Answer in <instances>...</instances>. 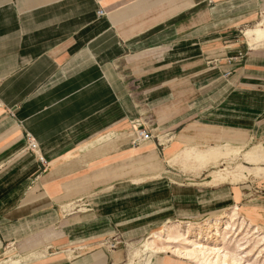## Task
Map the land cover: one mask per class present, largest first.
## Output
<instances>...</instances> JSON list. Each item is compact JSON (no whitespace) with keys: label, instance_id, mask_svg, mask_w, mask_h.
<instances>
[{"label":"crops","instance_id":"0c3cea01","mask_svg":"<svg viewBox=\"0 0 264 264\" xmlns=\"http://www.w3.org/2000/svg\"><path fill=\"white\" fill-rule=\"evenodd\" d=\"M256 27L264 0H0V258L124 264L165 226L232 207L264 233V176L210 183L264 144ZM137 127L152 139L134 143ZM221 147L239 150L181 169L198 167L183 152Z\"/></svg>","mask_w":264,"mask_h":264},{"label":"bare ground","instance_id":"6f19581e","mask_svg":"<svg viewBox=\"0 0 264 264\" xmlns=\"http://www.w3.org/2000/svg\"><path fill=\"white\" fill-rule=\"evenodd\" d=\"M244 39L251 47L260 44L264 40V28L256 27L245 30ZM238 150L233 147L193 148L183 152L181 156L191 159L198 168H202L210 163L216 164L220 158H230ZM243 158L254 166L231 165L228 163L227 166L211 173L212 180L210 183L238 182L250 175L264 176V166L259 164L264 162V152L250 150L243 154ZM239 220L237 208L232 207L223 215L210 218L202 223H187L184 225L173 223L165 226L159 233L150 236L146 240L144 250L152 253L170 251L197 264H253L245 261V253L247 255L249 251H244L245 244L241 241L249 242L252 237L258 238L260 233H258V229L250 231V225H247L242 219ZM208 239L209 241L219 242L221 246L209 245L205 242ZM262 241H264V236L254 241V247L260 245L252 256L256 255L258 258L264 252ZM226 243H233L234 247L228 250ZM3 263L0 262V264Z\"/></svg>","mask_w":264,"mask_h":264},{"label":"rangeland","instance_id":"374dc122","mask_svg":"<svg viewBox=\"0 0 264 264\" xmlns=\"http://www.w3.org/2000/svg\"><path fill=\"white\" fill-rule=\"evenodd\" d=\"M261 42H264V40L261 41ZM258 145H260V146H258ZM258 145L257 146H253L252 148H249L245 152L250 151V150L264 152V147H262V146H264V144H258ZM229 162H233V161L230 160ZM227 165H228V161L224 162L221 165L218 164L215 169L223 168V167H225ZM181 169L183 170L184 173H186V172H196V169H198V167H194L189 162L188 163L183 162V164L181 163ZM202 169H203V167H202ZM256 177H258V176H256ZM245 180H247V178L246 179L242 178L241 181H245ZM258 233H260L259 230H258ZM261 236H264V233H260L258 235V238L261 237ZM240 237H241V235L239 236V238ZM254 237H256V236H254ZM258 238H253L252 237V239L250 238L251 240L249 242L248 241L245 242V240L241 241L242 243L245 244L244 245L245 246V250L244 251L245 252L249 251V253L247 255L245 253L246 257L244 259H245V261H247L249 263L264 264V252L261 253V256L258 257V258L256 257V255L252 256V254L255 253V251L258 249V247L260 245V244H258L256 247H254V241H256ZM146 240H145V238L142 239L139 243H137V245H134V246H132L129 249L128 258H127V260H126V262L124 264H144V263H148L149 258L152 256V254H148L149 251L144 250V245L146 243ZM205 242L209 243V245H211V246H221L219 242L209 241V239L207 241H205ZM160 243H161V241H160ZM262 243H264V241H262ZM225 245L228 248V250H231L234 247L233 243H226ZM7 250H9V249H7ZM2 260H4V261H2ZM0 262H4L3 264H17L18 261H16V258L13 257V254H11L10 252H6L5 255H3L0 258Z\"/></svg>","mask_w":264,"mask_h":264},{"label":"built area","instance_id":"2783aa9c","mask_svg":"<svg viewBox=\"0 0 264 264\" xmlns=\"http://www.w3.org/2000/svg\"><path fill=\"white\" fill-rule=\"evenodd\" d=\"M133 137H134V143L139 142V141L145 142V141L152 139V134L150 131L145 130L142 127H137L134 130ZM27 139L29 141L28 142L29 149L30 150H36V144L34 143V141H32L30 137H28ZM117 243L118 242H117L116 238H114L112 242L108 243V246H109V248L114 249L116 247Z\"/></svg>","mask_w":264,"mask_h":264}]
</instances>
